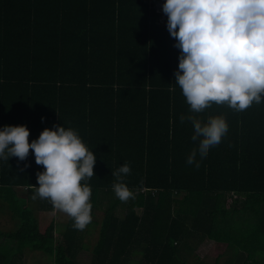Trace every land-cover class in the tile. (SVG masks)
I'll use <instances>...</instances> for the list:
<instances>
[{"label":"trees","instance_id":"obj_1","mask_svg":"<svg viewBox=\"0 0 264 264\" xmlns=\"http://www.w3.org/2000/svg\"><path fill=\"white\" fill-rule=\"evenodd\" d=\"M164 2L0 0V127L26 125L29 142L70 127L93 150L94 175L81 181L101 220L91 264H188L206 241L225 246L214 264H264V101L191 112L175 83L181 50L155 10ZM182 114L228 124L198 167L187 163L198 141ZM125 163L133 195L122 201L112 171ZM41 171L31 149L0 159V220L13 225L0 236L16 243L0 264L27 251L79 264L85 228L69 216L56 237L59 210L33 187Z\"/></svg>","mask_w":264,"mask_h":264},{"label":"clouds","instance_id":"obj_2","mask_svg":"<svg viewBox=\"0 0 264 264\" xmlns=\"http://www.w3.org/2000/svg\"><path fill=\"white\" fill-rule=\"evenodd\" d=\"M162 9L175 47L181 50L175 83L191 112H200L211 102H227L242 111L254 101H264V0H165ZM185 120L191 121L192 140L198 141L187 163L198 167L197 155L205 157L220 143L228 124L223 116L202 123L182 114L180 121ZM29 135L26 125L0 127V159L24 160L31 149L36 163L44 166L37 173L35 193L74 218L75 228L84 229L92 220V204L91 188L81 181L94 175L93 150L70 127L45 128L31 142ZM130 171L127 163L112 171L117 178L113 189L122 201L133 195L123 183Z\"/></svg>","mask_w":264,"mask_h":264},{"label":"rangeland","instance_id":"obj_3","mask_svg":"<svg viewBox=\"0 0 264 264\" xmlns=\"http://www.w3.org/2000/svg\"><path fill=\"white\" fill-rule=\"evenodd\" d=\"M231 203V199L228 200V204ZM56 213V221H57V228H56V236L59 235V230H63L65 225L67 224L69 220V215L62 212V211H57ZM54 213V214H55ZM120 215L122 216V212H120ZM99 216V215H98ZM97 216H92L91 222L86 225L85 227V248L84 250L80 253L78 256V262L79 264H91L92 261H94V248L98 242L99 239V227H100V218L96 220ZM96 220V221H95ZM61 227V228H60ZM0 229L6 231V230H13V225L9 223V221H6L4 218H1L0 220ZM88 231V232H87ZM58 234V235H57ZM0 241H5L2 236H0ZM210 241H206L202 243L197 250L195 251V256L196 257H188L187 255L185 256V259H188V264H214L216 256L220 255L221 253H224L225 251V246L224 245H210ZM1 244V243H0ZM1 250L5 251L6 248L1 247ZM14 249V245L12 247ZM27 258L26 263L25 260L22 259L19 260V263L21 264H55L54 258L52 256H49L41 251H36V252H30L27 251ZM227 256V255H226ZM224 257L221 259V262L227 260L228 262L230 259L229 257ZM137 259V257H135Z\"/></svg>","mask_w":264,"mask_h":264},{"label":"crops","instance_id":"obj_4","mask_svg":"<svg viewBox=\"0 0 264 264\" xmlns=\"http://www.w3.org/2000/svg\"><path fill=\"white\" fill-rule=\"evenodd\" d=\"M55 218V220H56V216L54 217ZM57 222V221H56ZM58 235V234H57ZM57 237V236H56ZM1 238V237H0ZM2 238H4L5 239V241H0V248L1 247H4V248H6V250H5V252H10V255L12 256L13 254H14V252H15V250H16V243L15 242H13V241H11V240H9L8 238H6L5 236H2ZM13 245H14V249H12V247H13ZM27 253L22 257V261H23V259L25 260L26 258H27ZM22 263V262H21ZM25 263H26V260H25Z\"/></svg>","mask_w":264,"mask_h":264},{"label":"built area","instance_id":"obj_5","mask_svg":"<svg viewBox=\"0 0 264 264\" xmlns=\"http://www.w3.org/2000/svg\"><path fill=\"white\" fill-rule=\"evenodd\" d=\"M162 5L163 3L157 4L155 6V10H156V13L159 15V19H158L159 24L164 25L167 14L163 12Z\"/></svg>","mask_w":264,"mask_h":264}]
</instances>
